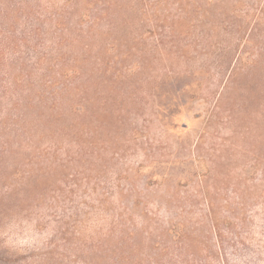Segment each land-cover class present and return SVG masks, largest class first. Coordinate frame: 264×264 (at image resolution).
Returning <instances> with one entry per match:
<instances>
[{"label":"rangeland","instance_id":"obj_1","mask_svg":"<svg viewBox=\"0 0 264 264\" xmlns=\"http://www.w3.org/2000/svg\"><path fill=\"white\" fill-rule=\"evenodd\" d=\"M0 264H264V0H0Z\"/></svg>","mask_w":264,"mask_h":264}]
</instances>
